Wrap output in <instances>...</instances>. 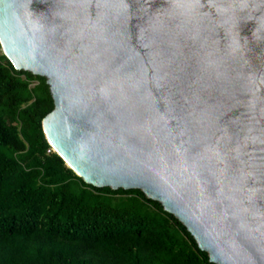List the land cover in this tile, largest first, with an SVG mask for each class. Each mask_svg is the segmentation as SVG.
I'll use <instances>...</instances> for the list:
<instances>
[{"label":"water","instance_id":"95a60500","mask_svg":"<svg viewBox=\"0 0 264 264\" xmlns=\"http://www.w3.org/2000/svg\"><path fill=\"white\" fill-rule=\"evenodd\" d=\"M0 45L47 78L46 139L86 183L264 264V0H0Z\"/></svg>","mask_w":264,"mask_h":264},{"label":"trees","instance_id":"16d2710c","mask_svg":"<svg viewBox=\"0 0 264 264\" xmlns=\"http://www.w3.org/2000/svg\"><path fill=\"white\" fill-rule=\"evenodd\" d=\"M47 82L0 56V264H215L141 189L98 188L67 167L43 130Z\"/></svg>","mask_w":264,"mask_h":264},{"label":"rangeland","instance_id":"374dc122","mask_svg":"<svg viewBox=\"0 0 264 264\" xmlns=\"http://www.w3.org/2000/svg\"><path fill=\"white\" fill-rule=\"evenodd\" d=\"M1 55H4V51H3V49H2V46L0 45V56Z\"/></svg>","mask_w":264,"mask_h":264},{"label":"built area","instance_id":"2783aa9c","mask_svg":"<svg viewBox=\"0 0 264 264\" xmlns=\"http://www.w3.org/2000/svg\"><path fill=\"white\" fill-rule=\"evenodd\" d=\"M33 86L35 87V86H36V84H33Z\"/></svg>","mask_w":264,"mask_h":264}]
</instances>
